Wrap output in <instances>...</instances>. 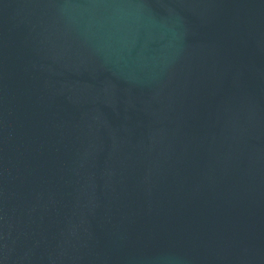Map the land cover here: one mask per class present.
<instances>
[{"label":"water","instance_id":"water-1","mask_svg":"<svg viewBox=\"0 0 264 264\" xmlns=\"http://www.w3.org/2000/svg\"><path fill=\"white\" fill-rule=\"evenodd\" d=\"M0 264H264V0H0Z\"/></svg>","mask_w":264,"mask_h":264}]
</instances>
